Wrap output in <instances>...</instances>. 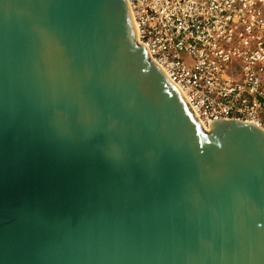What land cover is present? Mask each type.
I'll use <instances>...</instances> for the list:
<instances>
[{
  "label": "water",
  "instance_id": "water-1",
  "mask_svg": "<svg viewBox=\"0 0 264 264\" xmlns=\"http://www.w3.org/2000/svg\"><path fill=\"white\" fill-rule=\"evenodd\" d=\"M0 264H264V130H207L127 0H0Z\"/></svg>",
  "mask_w": 264,
  "mask_h": 264
},
{
  "label": "built area",
  "instance_id": "built-area-1",
  "mask_svg": "<svg viewBox=\"0 0 264 264\" xmlns=\"http://www.w3.org/2000/svg\"><path fill=\"white\" fill-rule=\"evenodd\" d=\"M136 38L206 128L264 130V0H127Z\"/></svg>",
  "mask_w": 264,
  "mask_h": 264
},
{
  "label": "bare ground",
  "instance_id": "bare-ground-1",
  "mask_svg": "<svg viewBox=\"0 0 264 264\" xmlns=\"http://www.w3.org/2000/svg\"><path fill=\"white\" fill-rule=\"evenodd\" d=\"M134 28H135V26H134ZM135 30H136V28H135ZM206 129L208 130V129H210V127H206Z\"/></svg>",
  "mask_w": 264,
  "mask_h": 264
}]
</instances>
